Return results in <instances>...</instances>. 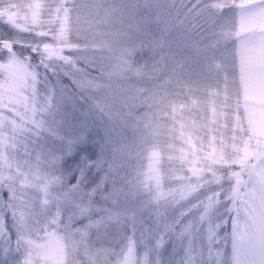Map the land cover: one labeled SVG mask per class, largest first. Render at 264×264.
I'll use <instances>...</instances> for the list:
<instances>
[{
	"label": "rangeland",
	"instance_id": "1",
	"mask_svg": "<svg viewBox=\"0 0 264 264\" xmlns=\"http://www.w3.org/2000/svg\"><path fill=\"white\" fill-rule=\"evenodd\" d=\"M1 5L14 31L13 42L4 45L13 55L0 64V185L13 184L8 159L13 140L35 134L42 125L54 132L45 115L50 107L58 120L68 108L72 123L67 120L62 131L69 135L80 134L73 121L94 119L96 104L107 115L106 131L120 156L140 147L146 154L139 161L148 160L147 176L136 199L167 198L161 193V171L156 173L163 166L171 170L168 156L172 197L182 204L185 218L198 208L210 215L217 204L225 212L227 205L231 214L225 219L235 232L233 264H264V0H0ZM33 46L42 53L32 48V54L52 63L56 59L54 68L61 74L53 78L51 70H43L50 76L43 90L37 70L18 56V50ZM147 89L157 108L159 91L168 98L172 125L147 117L136 134L124 132L125 123L132 122L119 108ZM199 108L210 114L189 113L186 119ZM217 120L223 128L235 125L239 136L221 146ZM163 134L162 145L156 138ZM134 143L139 146L130 152ZM240 164L243 168L230 176L234 186L221 187L222 167ZM22 221L29 225L21 237V256L30 264H69V259L77 264L72 234L36 237L39 229L29 218ZM199 248L197 240L195 256ZM134 256L126 247L116 259L130 264ZM17 260L11 256L6 264Z\"/></svg>",
	"mask_w": 264,
	"mask_h": 264
},
{
	"label": "snow or ice",
	"instance_id": "2",
	"mask_svg": "<svg viewBox=\"0 0 264 264\" xmlns=\"http://www.w3.org/2000/svg\"><path fill=\"white\" fill-rule=\"evenodd\" d=\"M48 126H54L55 134L44 131L42 125L30 137L24 153L28 157L35 153V161L26 160L24 169L32 183L23 185L36 193L28 213L33 227L47 225L67 234L94 236L102 246L112 249V264H118L116 254L124 247L135 254L130 264H233L235 232L225 219V213L231 214L227 205H223L225 212L217 204L210 215H202L198 208L185 218L184 212L171 214L136 199L117 186L105 147L95 157L81 152L87 143L86 132L65 135L64 120H57L55 113ZM14 191L12 183L0 185V218L11 215L13 220L8 230L0 226V243L6 253L13 245L21 251V237L28 226L16 222ZM4 192L9 193L7 201ZM197 240L199 256L193 249ZM14 264L30 261L21 256Z\"/></svg>",
	"mask_w": 264,
	"mask_h": 264
},
{
	"label": "trees",
	"instance_id": "3",
	"mask_svg": "<svg viewBox=\"0 0 264 264\" xmlns=\"http://www.w3.org/2000/svg\"><path fill=\"white\" fill-rule=\"evenodd\" d=\"M54 2V0H51ZM47 5H52L51 2H48ZM6 6H0V24L1 27L5 30L0 34V48L2 54L0 55V64H5L6 60L8 59L9 55H13L12 52H8V50H5V44L13 42V25H11L8 22V16L4 12V8ZM32 48H35L36 51H41V47H24L21 50H18L20 53H18V56L20 59L26 61L29 63L33 69L37 70L38 73V80H39V87L40 90H43L45 88L44 84H48L47 80L49 74H44L43 70H51L52 77L56 78L58 75L61 76V74H58V70L54 68L55 63L57 62L56 59L52 62H49L48 60L45 61L43 56H41L39 53L32 51ZM9 54V55H7ZM136 54L134 57L135 61H138V56L140 55ZM17 55V54H16ZM145 60V59H144ZM49 63V64H48ZM138 64V62H137ZM56 67V66H55ZM149 90V89H147ZM147 90H144L142 92H138L134 96H132L131 100L128 101L125 105H121L119 108L122 118L124 120L129 119L130 122H126L125 126L123 128V131H127L130 133L136 134L145 118L155 119L158 118L159 121L162 122V125H172L171 119H172V110L169 108L170 101L168 98L162 97L159 93L157 94L159 97L160 107H155L154 99L151 91L149 90V95ZM138 91V90H137ZM136 91V92H137ZM131 96V95H130ZM129 96V98H130ZM186 101V100H185ZM180 104V103H179ZM178 104V105H179ZM92 108L95 110V117L94 119L90 120L88 123H83V120H79L78 122L73 121V123L76 126V129H78V133H85L87 134V143L84 144L81 148V152H88L90 156L95 157L98 153L101 152L102 146L106 148V159L108 164L111 165L114 171V178L117 181V186L120 188H123V190L127 193L132 194L134 197L137 196L139 193L143 191V186L145 182V178L147 176L146 167L149 163L148 160L139 161L140 159L144 158L146 154H142L141 150L142 147L136 149L131 155H121L117 152L119 148H115L112 145V136H108L106 128H107V115L101 110L100 106L94 104ZM67 111L65 112L66 116L64 118V123L68 120L69 123L71 122V116H69V110L66 108ZM180 110V107H178ZM55 113V116L57 112H54L53 109L50 107L49 112L47 110V117L49 118V121L51 120V114ZM189 113H194L196 116L203 118L209 115V109L206 108H199L197 110H194L193 112H188L186 115V119L189 118L191 115ZM58 120V119H57ZM226 128H223V123L219 122L217 120L216 128L217 132L219 134H222L223 136H220L222 140L220 141L221 146L223 144H227L231 141V139L236 135L239 136V130L236 129L235 125L232 123L225 124ZM234 127V129H233ZM208 128V127H207ZM31 131V130H30ZM205 131V129L203 130ZM52 132V131H51ZM216 132V133H217ZM53 134H55L53 132ZM141 134V133H140ZM34 135L31 132L28 134L25 133L23 135L18 136L13 142L10 143V147L13 151V156L10 155L8 157L10 164L13 167V185L15 188L14 195L17 197L16 200L13 201V205L15 206V214H16V222L23 223V218H29V211H30V203L32 202V197L34 198L36 193L32 191L31 188H26L23 185L25 184H31L32 181H29L27 179V176L24 172L25 169V161H35V153L34 156H25V150L28 145V141L30 137ZM167 135L163 134L162 136L156 138V140L160 141V144H162L163 139L166 140ZM58 143V141H57ZM153 143V142H152ZM154 144V143H153ZM155 145V144H154ZM163 145V144H162ZM139 146L138 143H134L129 149V151H133L135 148ZM113 149H115V152H113ZM78 159V156L76 157ZM232 157H227V159H231ZM167 162H165L167 167H171V170L166 169L165 166L159 167L160 169L156 173L159 175V172L161 171V175L165 181V186L162 189L161 193L165 194L167 198L161 199V198H154L152 199V196L149 195L148 198L151 201L150 203L157 206L159 209L164 210L167 209L171 214H175L176 209L179 210V212H184L182 209V204L178 205L174 201V195L172 197L173 193V186L171 185V173L173 169V163H171L168 156H165ZM2 166V164H0ZM67 166V165H66ZM243 168V164H240L239 166H234L232 169L225 168L221 169L219 175V181L221 184V181L225 182L224 185H221V187H227L231 188L234 185L229 183L230 176L234 172H237L238 170H241ZM0 171H4V168ZM146 172V173H145ZM2 174L0 172V177H2ZM223 174V176H222ZM248 174V173H244ZM184 178V177H183ZM213 178V177H210ZM247 178V177H244ZM180 179V178H178ZM181 180V179H180ZM2 184H3V177L1 178ZM72 181H70L71 183ZM11 183V182H9ZM227 183V184H226ZM1 184V185H2ZM5 187V186H4ZM219 187V188H221ZM58 191H60L58 189ZM223 193V194H222ZM225 190H220V195L224 196ZM8 192L3 193V199L5 201L8 200ZM157 194H155L156 196ZM32 199V200H31ZM185 213V212H184ZM1 220V219H0ZM2 226L8 230L11 228L13 224V220L11 215L4 216V219H2ZM1 223V221H0ZM31 224V220H30ZM26 225H29L28 223ZM39 229L36 237L38 235H43L46 239V236H50L51 238H58L62 233L65 232L58 230L55 227H49L47 225H40L37 227ZM25 229V228H24ZM73 238H70L74 242V250L73 254L77 258V264H112V261L110 257L113 255L112 249L102 246L99 242L95 240V237H87L83 234H72ZM40 236V237H41ZM126 247L121 248L119 250V253L124 252ZM8 251L6 253L5 246L3 243H0V264H6L11 256L16 259L21 258V251L17 252L15 250V245L12 246V250ZM108 252V256H105L104 253ZM118 253V254H119ZM116 254V257L118 256ZM117 260V259H116ZM69 264H71V260L69 259Z\"/></svg>",
	"mask_w": 264,
	"mask_h": 264
}]
</instances>
